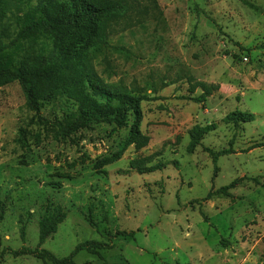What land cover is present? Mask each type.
<instances>
[{"label":"rangeland","instance_id":"rangeland-1","mask_svg":"<svg viewBox=\"0 0 264 264\" xmlns=\"http://www.w3.org/2000/svg\"><path fill=\"white\" fill-rule=\"evenodd\" d=\"M157 2L94 50L106 82L149 97L147 146L128 142L132 119L63 137V105L34 111L18 81L0 87V264H51L31 253L88 242L105 248L76 264H264V0ZM202 85L214 88L205 104ZM235 111L254 120L229 123ZM210 125L189 151L190 131ZM144 158L162 170L131 168ZM53 209L65 219L40 243Z\"/></svg>","mask_w":264,"mask_h":264},{"label":"trees","instance_id":"trees-1","mask_svg":"<svg viewBox=\"0 0 264 264\" xmlns=\"http://www.w3.org/2000/svg\"><path fill=\"white\" fill-rule=\"evenodd\" d=\"M153 9H158L157 0H0V87L18 81L34 111L63 105L64 117L57 121L63 137L99 124L127 127L132 119L128 142L138 148L147 146L150 139L139 125L141 105L149 97L106 82L96 69L94 50L107 46L120 25L136 26ZM202 86L204 92L193 100L205 104L214 88ZM227 120L237 125L253 121L254 115L235 111ZM213 130L212 125L195 126L188 150L194 151ZM218 157L214 154L215 161ZM149 160L136 159L130 166L139 173L162 170L161 165L147 168ZM236 186L232 182L215 194L229 197ZM64 219L61 210L47 211L40 222V243L55 234ZM104 248V243L88 242L63 258L45 249L31 254L45 263L76 264L80 251L97 254Z\"/></svg>","mask_w":264,"mask_h":264}]
</instances>
